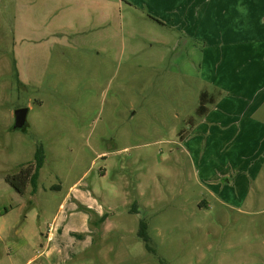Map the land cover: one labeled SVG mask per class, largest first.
<instances>
[{
    "label": "rangeland",
    "instance_id": "1",
    "mask_svg": "<svg viewBox=\"0 0 264 264\" xmlns=\"http://www.w3.org/2000/svg\"><path fill=\"white\" fill-rule=\"evenodd\" d=\"M181 3L0 0V264H42L54 231L77 253L85 235L71 227L88 205L71 208L74 195L66 203L76 183L113 227L67 264H255L264 255L263 217L237 223L216 206L180 143L203 88L173 61L183 34L167 22ZM21 108L26 131L14 129ZM39 146L38 190L21 195L6 178L34 164ZM142 220L152 252L138 236Z\"/></svg>",
    "mask_w": 264,
    "mask_h": 264
},
{
    "label": "crops",
    "instance_id": "2",
    "mask_svg": "<svg viewBox=\"0 0 264 264\" xmlns=\"http://www.w3.org/2000/svg\"><path fill=\"white\" fill-rule=\"evenodd\" d=\"M180 1L173 8L183 9L179 21L167 22L183 34L181 56L173 61L182 59L181 65L189 66L184 72L196 75L203 83L200 96L206 93L210 101L205 115L189 117L188 133L179 135L181 146L214 204L235 212L237 223L255 225V218L263 217L264 233V0ZM255 10L257 18L244 26V18ZM78 184L70 188L66 203L74 195L71 208L88 205V212L82 211L71 227L85 235L83 243L68 255L56 244L60 237L54 231L47 245L41 244L37 259L42 264L72 262L92 247L101 229L111 226L104 207ZM200 203L213 205L206 198ZM104 214L107 219L102 220ZM260 258L255 264H264V255Z\"/></svg>",
    "mask_w": 264,
    "mask_h": 264
},
{
    "label": "trees",
    "instance_id": "3",
    "mask_svg": "<svg viewBox=\"0 0 264 264\" xmlns=\"http://www.w3.org/2000/svg\"><path fill=\"white\" fill-rule=\"evenodd\" d=\"M207 97L208 95L206 93L201 94L200 105L196 110L197 116L205 115L207 111L206 106L210 103ZM27 128H28V125L23 129V131H26ZM45 159H46V156H45L44 148L42 146H39L35 154V163L25 168H22L21 171L16 175L8 176L6 178V181L12 187H14V189L21 195L24 194L28 185H31L32 192L36 193L38 190V181L40 177V171L44 166ZM5 212H8V210H6ZM138 236L145 243L148 251L150 252L154 251L151 247L152 239L148 232V224L144 220H142L140 223Z\"/></svg>",
    "mask_w": 264,
    "mask_h": 264
},
{
    "label": "water",
    "instance_id": "4",
    "mask_svg": "<svg viewBox=\"0 0 264 264\" xmlns=\"http://www.w3.org/2000/svg\"><path fill=\"white\" fill-rule=\"evenodd\" d=\"M28 108H21L16 111V121L14 125L15 130H23L28 125Z\"/></svg>",
    "mask_w": 264,
    "mask_h": 264
}]
</instances>
